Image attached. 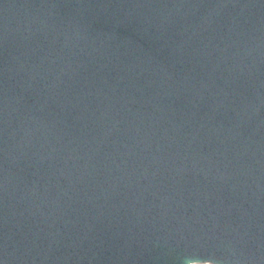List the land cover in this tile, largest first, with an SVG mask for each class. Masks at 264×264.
Returning <instances> with one entry per match:
<instances>
[{
    "label": "water",
    "instance_id": "1",
    "mask_svg": "<svg viewBox=\"0 0 264 264\" xmlns=\"http://www.w3.org/2000/svg\"><path fill=\"white\" fill-rule=\"evenodd\" d=\"M0 264H264V0H0Z\"/></svg>",
    "mask_w": 264,
    "mask_h": 264
}]
</instances>
